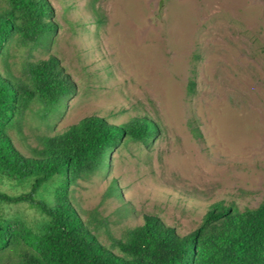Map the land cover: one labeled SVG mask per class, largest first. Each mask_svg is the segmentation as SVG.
<instances>
[{
    "label": "rangeland",
    "instance_id": "374dc122",
    "mask_svg": "<svg viewBox=\"0 0 264 264\" xmlns=\"http://www.w3.org/2000/svg\"><path fill=\"white\" fill-rule=\"evenodd\" d=\"M47 2L57 31L48 53L35 51L34 60L54 55L75 87L52 129L92 115L114 124L148 115L160 127L148 146L124 139L107 171L69 187L82 219L95 218L120 238L151 214L186 235L210 204L233 202L242 211L264 200V0ZM9 52L16 72L27 48L15 42ZM38 108L23 128L30 146L43 130L35 129ZM111 180L122 202L107 195ZM59 183L44 184L36 198L51 202ZM30 184L0 179V191L19 195ZM0 220L36 233L48 223L25 203L0 202ZM98 237L108 243L103 228Z\"/></svg>",
    "mask_w": 264,
    "mask_h": 264
},
{
    "label": "trees",
    "instance_id": "16d2710c",
    "mask_svg": "<svg viewBox=\"0 0 264 264\" xmlns=\"http://www.w3.org/2000/svg\"><path fill=\"white\" fill-rule=\"evenodd\" d=\"M56 31L47 0H0V179L31 180L25 193L0 191V202L25 203L48 220L42 233L24 225L11 230L9 220H0V264H264V200L242 211L233 202L210 204L186 235L151 214L143 215L141 223L127 228L120 238L110 236L95 218L82 219L69 187L107 171L109 155L124 139L148 146L160 127L148 115L122 124L92 115L53 130L50 121L61 118L75 87L54 55L34 60L33 52L48 53ZM15 42L27 48L16 72L8 64L9 47ZM192 86L191 82L189 91ZM35 104L40 107L33 114L39 121L35 129L43 130L30 146L23 128ZM10 132L28 155L16 148ZM192 133L199 137L196 129ZM55 179L60 183L51 202L37 199L39 189ZM107 195L122 202L116 180L109 182ZM121 206L127 215L128 207ZM102 228L107 244L98 237ZM19 243L20 251L13 257L10 251Z\"/></svg>",
    "mask_w": 264,
    "mask_h": 264
}]
</instances>
